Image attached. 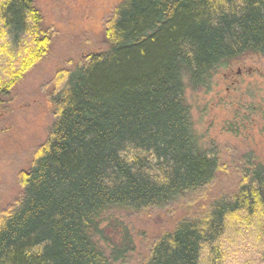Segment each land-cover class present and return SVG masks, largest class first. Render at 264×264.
<instances>
[{"label": "trees", "instance_id": "1", "mask_svg": "<svg viewBox=\"0 0 264 264\" xmlns=\"http://www.w3.org/2000/svg\"><path fill=\"white\" fill-rule=\"evenodd\" d=\"M101 36L104 48L48 95L47 136L0 207V264H121L135 245L127 227L107 222L114 212L185 211L136 264H200L227 221L241 236L252 218L264 222L262 163L242 159L237 185L207 199L221 164L199 147L184 97L221 68L264 60V0H122ZM0 42L4 109L51 47L34 0L0 1Z\"/></svg>", "mask_w": 264, "mask_h": 264}, {"label": "rangeland", "instance_id": "2", "mask_svg": "<svg viewBox=\"0 0 264 264\" xmlns=\"http://www.w3.org/2000/svg\"><path fill=\"white\" fill-rule=\"evenodd\" d=\"M121 1L34 0L52 42L45 59L14 88L5 108H0L1 208L19 194L18 174L26 170L47 136L52 123L48 95L86 54L104 48L101 33ZM184 97L199 147L217 155L221 164L207 199L226 194L238 183L242 159L264 164V60L246 57L221 68L206 88L186 89ZM184 215V209L177 207L153 211L143 218L121 212L109 215L107 222L127 227L134 240V252L121 264H136L151 240ZM258 220H250L243 236L227 221L219 250L202 255L200 264H264V231L259 236L256 232L264 222ZM118 230L106 233L108 239L118 238Z\"/></svg>", "mask_w": 264, "mask_h": 264}]
</instances>
